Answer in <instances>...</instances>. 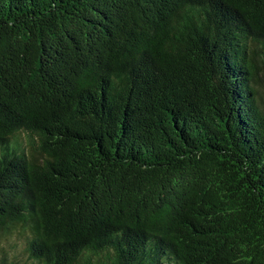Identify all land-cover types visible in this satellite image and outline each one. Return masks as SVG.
<instances>
[{"label": "trees", "instance_id": "1", "mask_svg": "<svg viewBox=\"0 0 264 264\" xmlns=\"http://www.w3.org/2000/svg\"><path fill=\"white\" fill-rule=\"evenodd\" d=\"M0 264H264V0H0Z\"/></svg>", "mask_w": 264, "mask_h": 264}]
</instances>
